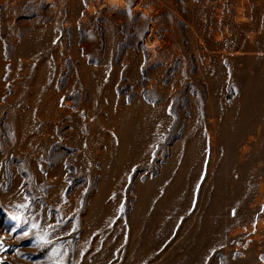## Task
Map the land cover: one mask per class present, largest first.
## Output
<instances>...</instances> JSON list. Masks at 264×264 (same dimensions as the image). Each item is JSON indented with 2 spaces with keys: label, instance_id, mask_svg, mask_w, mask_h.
Masks as SVG:
<instances>
[{
  "label": "rangeland",
  "instance_id": "obj_1",
  "mask_svg": "<svg viewBox=\"0 0 264 264\" xmlns=\"http://www.w3.org/2000/svg\"><path fill=\"white\" fill-rule=\"evenodd\" d=\"M0 264H264V0H0Z\"/></svg>",
  "mask_w": 264,
  "mask_h": 264
}]
</instances>
